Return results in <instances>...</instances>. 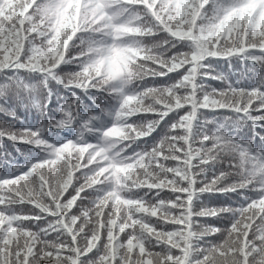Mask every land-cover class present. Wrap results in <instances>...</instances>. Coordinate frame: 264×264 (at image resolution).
Masks as SVG:
<instances>
[{"label": "snow or ice", "instance_id": "1", "mask_svg": "<svg viewBox=\"0 0 264 264\" xmlns=\"http://www.w3.org/2000/svg\"><path fill=\"white\" fill-rule=\"evenodd\" d=\"M0 117V264H264V0H0Z\"/></svg>", "mask_w": 264, "mask_h": 264}, {"label": "trees", "instance_id": "2", "mask_svg": "<svg viewBox=\"0 0 264 264\" xmlns=\"http://www.w3.org/2000/svg\"><path fill=\"white\" fill-rule=\"evenodd\" d=\"M0 119H3V117H0ZM9 150L11 151V148Z\"/></svg>", "mask_w": 264, "mask_h": 264}]
</instances>
